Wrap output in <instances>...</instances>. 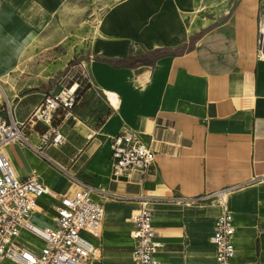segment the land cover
Listing matches in <instances>:
<instances>
[{
    "label": "crops",
    "instance_id": "obj_1",
    "mask_svg": "<svg viewBox=\"0 0 264 264\" xmlns=\"http://www.w3.org/2000/svg\"><path fill=\"white\" fill-rule=\"evenodd\" d=\"M62 1L0 0V32H39ZM117 8L128 11L116 19ZM200 12L195 0H115L99 19L108 22L107 29L96 36L98 21L92 31L85 61L90 85L76 100L74 118L60 125L62 133L63 125L68 131L64 145L46 147L50 161L19 143L4 149L17 176L39 174L54 196L38 200L32 221L40 227L52 224L58 198L76 190L69 174L100 190V257L91 264H132L129 219L141 206L140 196L153 211L160 264H212L209 237L220 205H185L172 198L226 186H235L226 200L236 226L235 257L264 264V0H237L208 16ZM162 48L169 54L133 68L100 60ZM107 92L117 95V106ZM1 97L8 93L0 81ZM33 108L19 116L14 111L23 120ZM40 129L28 135L35 145ZM123 129L140 132L155 149L148 172L113 173L111 142ZM20 152L27 168L14 163ZM40 165L54 172L52 182Z\"/></svg>",
    "mask_w": 264,
    "mask_h": 264
},
{
    "label": "built area",
    "instance_id": "obj_2",
    "mask_svg": "<svg viewBox=\"0 0 264 264\" xmlns=\"http://www.w3.org/2000/svg\"><path fill=\"white\" fill-rule=\"evenodd\" d=\"M82 74L86 82H90L87 72L83 70ZM78 86L76 80L43 93L23 120L17 117L7 100L6 110H0V264H91L100 257V248L95 242L102 234L104 205L95 198L99 191L94 185L69 175L77 184L76 190L72 195L58 198L52 224L40 227L32 221L38 200L45 194L53 195L39 174L31 173L24 178L17 176L4 152L11 143H19L50 161L45 149L63 143L64 135L59 123L74 118ZM56 121H59L57 125L54 124ZM37 123L45 128L37 132L38 145H35L24 132V127L28 124L33 128ZM155 154V149L140 132L123 129L112 138V171L122 175L138 168L146 173L155 161ZM234 188L226 186L193 197L172 199L192 206L214 201L220 205L221 212L213 222L209 237L215 250L212 264H260L257 260H237L235 257L236 226L232 212L226 207L227 196ZM140 199V208L129 219L134 240L132 264H160L153 211L148 207L146 197L140 196ZM24 236L31 239L25 242Z\"/></svg>",
    "mask_w": 264,
    "mask_h": 264
},
{
    "label": "rangeland",
    "instance_id": "obj_3",
    "mask_svg": "<svg viewBox=\"0 0 264 264\" xmlns=\"http://www.w3.org/2000/svg\"><path fill=\"white\" fill-rule=\"evenodd\" d=\"M236 1L195 0V6L201 9V14L208 16L209 13L217 14L235 6ZM114 2L115 0H63L56 7L55 14L49 11L48 18L39 32L25 35L0 32V81L8 93L7 98L0 99V110L3 108L6 110L8 99L11 103H17V107L12 105V109L18 116L19 111L28 113L42 93L67 86L76 80L80 84L79 98L90 85L83 78L82 71H86L85 61L91 53L89 42L93 37L92 31L105 10ZM115 11L114 18L117 19L128 10L117 8ZM107 24L108 22L104 24V20L101 19L94 29L95 35L99 36L101 29L106 30ZM132 25L149 27V24L140 22ZM107 96L108 99L109 96H114L115 103L109 100L114 106L118 105L117 95L107 92ZM58 122L54 124L57 125ZM67 123L72 124L70 121ZM40 128L44 129L40 123L33 128L25 124L24 132L30 135ZM62 130L64 135L68 132L64 130V125ZM63 145L64 143L59 147ZM54 150L55 148H51L48 153L52 154ZM14 163L26 168L29 166L24 152H20ZM39 168L47 182H52L54 172L44 165H40ZM57 168L59 169L58 166ZM68 187H71V183L67 185Z\"/></svg>",
    "mask_w": 264,
    "mask_h": 264
},
{
    "label": "trees",
    "instance_id": "obj_4",
    "mask_svg": "<svg viewBox=\"0 0 264 264\" xmlns=\"http://www.w3.org/2000/svg\"><path fill=\"white\" fill-rule=\"evenodd\" d=\"M169 52H170V49L162 48V49H155L152 51H146L145 53L137 54V55H132L131 53H129L127 56L123 58H118V59L102 58L100 60L108 62L110 65L114 67H132L133 68L138 65L150 63L154 61L156 58L169 54ZM86 85H88V83ZM79 87H80V84L76 90L77 95L79 94Z\"/></svg>",
    "mask_w": 264,
    "mask_h": 264
},
{
    "label": "water",
    "instance_id": "obj_5",
    "mask_svg": "<svg viewBox=\"0 0 264 264\" xmlns=\"http://www.w3.org/2000/svg\"><path fill=\"white\" fill-rule=\"evenodd\" d=\"M260 48L264 52V31H263L261 38H260Z\"/></svg>",
    "mask_w": 264,
    "mask_h": 264
},
{
    "label": "bare ground",
    "instance_id": "obj_6",
    "mask_svg": "<svg viewBox=\"0 0 264 264\" xmlns=\"http://www.w3.org/2000/svg\"><path fill=\"white\" fill-rule=\"evenodd\" d=\"M76 87V84H74L73 85V88H75ZM112 95V94H111ZM109 99H111V101L113 102V103H115V101H116V98L114 97V96H109ZM12 144V143H11ZM70 175V174H69ZM100 191V190H99ZM234 191V190H233ZM97 251V250H96ZM98 252V251H97Z\"/></svg>",
    "mask_w": 264,
    "mask_h": 264
}]
</instances>
